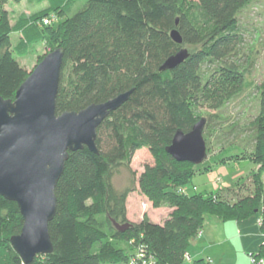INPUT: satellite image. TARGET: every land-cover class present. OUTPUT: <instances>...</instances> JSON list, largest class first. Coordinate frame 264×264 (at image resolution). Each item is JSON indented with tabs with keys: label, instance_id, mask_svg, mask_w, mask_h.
<instances>
[{
	"label": "trees",
	"instance_id": "obj_1",
	"mask_svg": "<svg viewBox=\"0 0 264 264\" xmlns=\"http://www.w3.org/2000/svg\"><path fill=\"white\" fill-rule=\"evenodd\" d=\"M7 1L0 0V96L15 99L30 72L14 54L25 56L39 42L47 44L46 53L65 50L58 114L131 91L98 126L97 152L86 145L69 152L49 224L54 251L28 264H132L137 252L144 264H183L210 216L223 221L255 216L264 233V71L253 148L215 161L251 160L258 168L246 178L210 194L188 193L194 176L213 169L214 161L209 156L201 164L179 161L167 150L177 131H190L203 117L202 109H220L246 87L247 70L237 55L243 41L238 16L252 0H85L71 16L84 0H35L48 3L14 22ZM174 29L182 42L173 39ZM13 32L20 35L17 44ZM183 48L189 51L183 62L162 68ZM143 148L153 162L137 176L132 161ZM121 168L129 171L130 184L119 189L113 177ZM135 190L155 207L169 204V217L159 223L145 215L132 222L127 200ZM232 191L238 194L233 200L227 195ZM23 225L18 203L0 195V264H26L11 242ZM252 255L262 258L264 242ZM192 264L211 263L199 258Z\"/></svg>",
	"mask_w": 264,
	"mask_h": 264
},
{
	"label": "water",
	"instance_id": "obj_2",
	"mask_svg": "<svg viewBox=\"0 0 264 264\" xmlns=\"http://www.w3.org/2000/svg\"><path fill=\"white\" fill-rule=\"evenodd\" d=\"M171 35L182 42L177 29ZM65 50L47 53L16 91L15 99L0 96V195L16 201L24 218L19 234L11 238L24 263L54 251L49 224L57 210L56 186L69 152L85 145L97 152V129L119 108L131 91L80 111L57 113V94ZM189 56L183 48L162 68H173ZM206 118L188 132L177 131L168 152L179 161L201 164L208 158L204 138Z\"/></svg>",
	"mask_w": 264,
	"mask_h": 264
},
{
	"label": "rangeland",
	"instance_id": "obj_3",
	"mask_svg": "<svg viewBox=\"0 0 264 264\" xmlns=\"http://www.w3.org/2000/svg\"><path fill=\"white\" fill-rule=\"evenodd\" d=\"M47 3V1L37 3L35 0H8L5 7L9 10L12 22H14L20 15H29L44 8ZM84 3H86L85 0L76 3L69 15L71 16L80 10ZM238 19L243 41L237 55L240 57L242 67L247 70L246 87L220 109L211 111L204 108L200 111L203 117L215 114L214 117L210 116L207 118V125L204 129L207 148L209 146L211 150L208 156L214 161L211 162L213 169L196 174L191 183L185 188L188 193L201 192L210 194L218 189H227L235 183L236 179L246 178L252 170L258 168V165L249 159H230L224 163L215 162L222 161L231 152L240 153L244 148H246L244 153H249L253 148L255 139L253 121L261 111L258 86L262 83L264 71V0H252L239 13ZM19 36L15 32L12 33V42L14 44H17ZM46 51H48L47 44L39 42L31 47L27 55L19 56L15 53L14 56L31 73L43 59L41 57L47 54ZM211 68L209 66L204 68V70L209 71ZM152 162L153 157L150 151L147 148H143L134 155L132 167L137 172V176H139L144 171L145 164ZM216 173H220V175H216ZM214 180L218 182L217 186ZM129 181L130 173L126 168H121L113 177V182L119 189L129 185ZM249 181L247 183H250ZM246 191L243 188L240 194L244 195ZM227 195H230L228 197L231 200L238 197L237 191H232ZM133 198L131 197L127 200V213L132 222H139L145 215L152 220L163 219L167 215V211L172 209L167 203L161 207H155L153 202L140 191Z\"/></svg>",
	"mask_w": 264,
	"mask_h": 264
},
{
	"label": "crops",
	"instance_id": "obj_4",
	"mask_svg": "<svg viewBox=\"0 0 264 264\" xmlns=\"http://www.w3.org/2000/svg\"><path fill=\"white\" fill-rule=\"evenodd\" d=\"M138 192H131L128 199L136 197ZM172 209L167 211L165 218L154 221L164 222ZM263 242L264 233L255 216L240 221H223L210 216L200 235L190 245L183 264H192L199 258L211 264H252L250 256L253 253L258 255ZM261 257L260 260L264 262V255Z\"/></svg>",
	"mask_w": 264,
	"mask_h": 264
},
{
	"label": "built area",
	"instance_id": "obj_5",
	"mask_svg": "<svg viewBox=\"0 0 264 264\" xmlns=\"http://www.w3.org/2000/svg\"><path fill=\"white\" fill-rule=\"evenodd\" d=\"M45 22H49V18H46ZM258 223L259 224L261 223V219H258ZM141 257H142V254L140 252H137L136 255H134V257L132 258V264H141V263L144 264L146 261L145 260L141 261L140 260V259H142ZM252 261L255 262L256 264H264L263 261L258 260V258H256L253 255H252Z\"/></svg>",
	"mask_w": 264,
	"mask_h": 264
}]
</instances>
